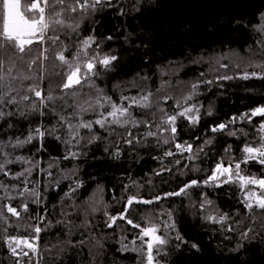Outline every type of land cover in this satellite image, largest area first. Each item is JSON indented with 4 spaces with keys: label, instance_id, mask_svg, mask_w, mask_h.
<instances>
[{
    "label": "trees",
    "instance_id": "1",
    "mask_svg": "<svg viewBox=\"0 0 264 264\" xmlns=\"http://www.w3.org/2000/svg\"><path fill=\"white\" fill-rule=\"evenodd\" d=\"M115 7H105L96 13L91 20H85L81 25V35H88L94 28V34L102 43V51L118 57L114 70L105 73L104 77L97 80V84L118 100L121 92L124 95H136L139 88L132 87V82L141 86L147 85L155 90L161 81H170L172 88L169 91H188L192 82L213 80L212 84L201 83L200 95L196 100L202 102L201 121L198 125H189L187 121L178 122L179 139L197 145L209 136H214L211 146L205 147L206 154H200L196 161H188L182 156L164 157L163 153L170 145H157L152 138L145 142V146L133 143L132 146L124 143V137L119 138L121 156L115 158L112 153L116 149V140L124 129L117 128L113 135L99 129L96 132L101 140L85 146L82 142L79 150L82 155L77 160H64L67 146L52 136H46L43 148L40 143L34 141L23 147L7 148L13 156L31 158L33 162L40 161V168H47L48 164L58 165L50 170L53 173L51 183L46 174H40L34 170L30 180L39 181V190L43 193L42 206L29 202V213H22V219L16 221L14 217L5 212L13 225L7 233L0 231V264H14V258L9 255L4 243L5 235H27L24 225L35 223L26 219L28 215L47 213V219L52 220L53 227L47 232L41 233L40 264H140L141 257L131 251H121L122 243L132 247L131 241L136 238L138 229H134L123 221H117L122 227L108 228L104 215L106 210L115 215L122 211L129 195L138 194L144 199H153L156 196H164L168 192H177L191 180H205L211 175L216 163L223 158L225 163L228 155L224 149L232 146V155L239 159L240 149L245 142L259 143L260 134L256 131L259 123L264 118L256 117L251 124L237 123L235 128L244 129L247 136L239 132L237 137L224 133H211L210 128L219 123H226L232 116L239 117L242 113L264 105V79L252 77L241 79L244 71L260 73L259 67L247 66L251 60L255 63H264L259 41L264 40V34L257 31V27L264 23V0H112ZM23 8V0H22ZM123 9V15L120 10ZM138 9V10H137ZM3 22V9L0 7V27ZM111 35L112 40L105 37ZM64 39V37H61ZM75 39V35L71 37ZM70 44V41H66ZM74 50L70 44V51ZM220 64L228 65L220 67L215 63L217 58ZM49 65L51 62H44ZM59 64L58 61H55ZM239 63L240 67L235 65ZM210 68L215 71H210ZM35 70V69H34ZM59 70V69H58ZM50 71V69H49ZM166 73V74H165ZM203 74V75H202ZM222 74L233 76L231 80H216ZM45 79L42 86L47 91L49 79L59 81V76H49L44 72ZM148 79L142 80L141 77ZM120 85L119 88L114 87ZM87 91V89H85ZM164 93H161L163 95ZM29 95H31L29 93ZM35 98L33 97V100ZM21 103V107L31 103ZM172 101L165 105L172 110ZM211 106L213 115H205L206 109ZM5 112L15 111L16 106H0ZM27 113V109L25 108ZM68 108L66 113L72 112ZM140 115L139 110H134ZM93 114L85 116V119H94ZM150 119V117H148ZM57 117L47 114L43 117L37 114H19L5 117L0 120V141L7 142L11 137L13 142L16 137L24 139L29 129L43 122L51 126ZM11 124V127L8 125ZM145 129H132L134 133L143 132ZM86 130H82V134ZM199 137L200 139H196ZM63 139V137H62ZM141 139H143L141 137ZM107 147V151H105ZM173 151L175 149L173 148ZM188 154L185 153L186 157ZM154 157H161L156 159ZM179 159L181 163L174 162ZM0 160L3 157L0 156ZM29 165L13 163L8 165L11 173L15 174ZM76 169L71 179H62L61 170ZM170 168L171 171L163 169ZM248 173L257 176L264 175V166L255 162L242 165ZM198 169V170H192ZM160 175H157V173ZM0 180L6 184L17 185L20 181L4 177L0 174ZM56 180H60L58 187ZM82 180L83 187L71 193L73 200L65 197V193L71 192L73 182ZM135 182V184H134ZM33 187V184H29ZM125 186L127 190H125ZM22 187V185H21ZM4 193L0 191V197ZM213 202L211 208L205 206L200 210V205L205 200ZM240 189L235 184H224L221 187L194 186L187 189V194L171 196L161 199L158 203L150 205H134L129 215L134 221L145 224L143 217L151 216L153 222L161 223L168 220L167 212L171 211L176 220L180 235L187 243L172 240L168 247L169 255L160 257L164 264H264V240L260 236L250 241L242 240L240 233L252 226L259 231L260 221L253 224L252 217L241 203ZM10 202L13 206L20 203L19 199L11 201L0 200V204ZM97 202L99 209L91 212L89 205ZM74 204L73 207L69 205ZM88 208V220L92 226L78 227L74 234L67 235V229L63 225H57L58 219L64 220L61 212L71 213L67 216L76 225H81L85 217L83 209ZM227 213L230 219L227 224L221 226L206 221L209 212L215 211ZM257 216L260 213L253 210ZM165 213L160 215V213ZM231 225L232 232L226 229ZM45 225H41L44 227ZM4 227L0 221V229ZM171 231V230H169ZM175 235V233H171ZM251 233L250 236H253ZM264 235V233H262ZM121 237L127 239L121 242ZM71 240L76 247L68 245ZM85 243L79 244L78 241ZM140 241L137 240V244ZM195 243L199 250L193 249ZM179 244L178 248L173 245ZM238 244L243 248L235 250ZM100 245H103L101 248ZM50 248L51 252L46 251ZM60 249H64L63 252ZM35 264V259L33 260Z\"/></svg>",
    "mask_w": 264,
    "mask_h": 264
},
{
    "label": "snow or ice",
    "instance_id": "2",
    "mask_svg": "<svg viewBox=\"0 0 264 264\" xmlns=\"http://www.w3.org/2000/svg\"><path fill=\"white\" fill-rule=\"evenodd\" d=\"M106 6L115 7L116 5L112 0H23L22 8V0H0V7L3 9V22L0 27V106H16L15 111L7 112L0 107V120L16 114L21 116L37 114L41 117L51 114L57 117L51 126L41 122L36 127L30 128L24 139L16 137L13 142L10 137L7 142L0 141V156L3 157V160H0V174L6 178L20 181V184L9 185L0 180V191L4 193L0 200H20L16 206L10 202L0 204V221H3L4 224L0 231L4 233H7L9 227L15 226L17 229L21 227L19 224L13 225L5 212L14 217L16 221H20L25 219L22 217V213L30 212L29 202L38 206L43 204V193L39 190V181L30 180L33 171L39 170L40 174H46L51 183L53 173L50 169L54 166L58 167V165L50 163L47 168H40V161L33 162L31 158L13 156L11 152L6 151L7 148H20L34 141L39 142L40 147L43 148L45 137L52 136L67 146L63 159L74 161L82 155L79 150L82 142L87 146L102 139L96 132V126L108 132L110 136L115 133L117 128L124 129L119 133L115 142L116 149L112 153L115 158H119L122 154L119 148L121 136L124 137V143L129 146H132L133 143L145 146V142L152 138L157 145L171 146L165 149L164 157L179 155L192 162L199 159L200 154H206L205 147L211 146L214 142L215 137L209 136L203 141V144L194 148L193 144L180 141L178 131V122L181 119L192 126L200 123L201 109L204 108V105L196 100V97L200 95L198 90L201 83L212 84L213 80L192 82L186 92L183 89L169 91L172 88L170 81H161L155 90L147 85L141 86L132 82V87L139 88L138 93L124 95L122 91L118 100H114L104 88L97 84V80L102 79L105 73L114 70L118 57L101 50L102 43L92 34L95 32L94 28L90 34L81 35V25L85 20H91L97 12L102 11ZM120 14H124L123 9L120 10ZM261 16L264 17V13ZM257 31L264 34V23L257 27ZM73 35H75L74 40L71 39ZM62 36L64 39L61 38ZM105 39L112 40L113 37L109 35ZM66 41H70L74 50L70 51V44ZM258 43L261 44L262 52H264V40ZM226 58L227 56L217 58L215 63L220 64V60ZM48 61L51 63L46 66L44 62ZM55 61H58L59 64H56ZM235 66L240 67V64L237 63ZM247 66L259 67L262 71L260 73L244 71L241 79L247 80L252 77L264 79V63H255L250 60ZM220 67L227 68L228 65L220 64ZM45 71H48L49 76L60 77L58 82L49 79L47 91L42 86ZM210 71H215V69L210 68ZM141 79L146 81L148 77H141ZM215 79L217 81L231 80L233 76L222 74ZM114 87L119 88L120 85L117 84ZM161 93L164 94L161 95ZM169 100L173 102L171 111L165 107ZM26 101L32 102L21 107V103ZM68 108H72L73 111L65 114ZM134 110H139L140 115L138 116ZM89 114H93L95 118L85 119V116ZM205 115H213L211 106L206 109ZM256 117L264 118V105L258 106L250 112L242 113L239 117L232 116L226 123L212 126L210 132L224 133L232 137H237L239 132L241 135L247 136L244 129H237L235 125L245 122L251 124L252 119ZM11 126V124L8 125V127ZM141 126L145 129L143 132L134 133L132 131V129H140ZM82 130H86L84 134H82ZM256 131L260 134L258 144L245 142L240 149L239 159L232 155V146L228 145L224 149L228 155L227 163L221 158L213 168L211 175L203 181L191 180L179 191L165 193L163 197L158 195L153 199H144L138 194L129 195L123 210L115 215L109 213L105 206L104 215L107 217L105 223L108 228L122 227L117 224V221H123L132 228L138 229L136 238L131 241L132 247L122 243L121 251L137 253L141 257L140 264H164L160 257L169 255L168 247L172 240L187 243L180 235L171 211L166 213L168 220L163 221L162 224L153 222V217L146 216L143 217L145 224L142 225L129 215L130 210L134 205H150L167 197L187 194V189L201 184L213 187L235 184L240 189L241 203L248 215L252 217L253 224L257 220L260 221L259 231L249 226L240 233L241 239L250 241L256 236H260L264 240V235H262L264 233V175L257 176L242 168V165H248L251 162L264 166V121L259 123ZM107 150L105 147V151ZM185 153L188 154L186 157ZM154 158L162 159L161 157ZM13 163L25 164L29 167L13 174L8 168V165ZM174 163L179 165L181 161L177 159ZM163 170L171 171L170 168ZM61 172L62 179H71L75 175L76 169L74 167L67 171L61 170ZM157 175L160 173L158 172ZM30 183L34 186L29 187ZM59 183L60 180L55 181L57 187ZM81 187H83V181L75 180L71 192L65 193V197L73 200L71 193H75ZM127 187L125 186V190ZM96 203L93 202L92 205H89L93 213L99 210L95 206ZM212 204L211 200L205 199L200 205V210L204 211L205 206L211 208ZM73 206L74 204L69 205V207ZM254 209L260 213L259 216L253 211ZM164 214L160 213V215ZM61 215L65 216V219H58L56 224L63 225L69 236L74 234L78 227L90 228L92 226L91 221L87 219L88 208L83 209L85 220L81 225H76L74 221L67 219L71 213L62 211ZM46 218L47 213L30 214L26 219L34 220L35 223L23 226L27 235L3 236L9 255L14 258V264H33L34 259L35 264H40L43 258L41 233L47 232L53 227V222L50 219H47L45 224ZM203 218L221 226L227 224L230 219L227 213L218 211H215V214L209 212ZM41 225L45 226L41 227ZM226 230L232 232L234 229L229 225ZM171 233H175V235L173 236ZM251 233L254 235L250 236ZM125 239L127 237H121V242ZM137 240L140 241L139 244H137ZM67 243L73 248L76 247V244H73L70 239ZM78 243L83 244L85 241L80 240ZM179 246V244L173 245L176 248ZM243 246V244H238L235 250H239ZM100 247L102 248L103 245ZM191 247L199 250L195 243ZM45 250L51 252L50 248ZM60 251L63 252L64 249H60Z\"/></svg>",
    "mask_w": 264,
    "mask_h": 264
}]
</instances>
